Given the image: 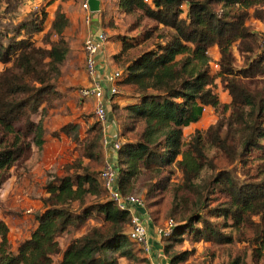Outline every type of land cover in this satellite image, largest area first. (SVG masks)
I'll return each mask as SVG.
<instances>
[{"label":"trees","instance_id":"16d2710c","mask_svg":"<svg viewBox=\"0 0 264 264\" xmlns=\"http://www.w3.org/2000/svg\"><path fill=\"white\" fill-rule=\"evenodd\" d=\"M51 1L46 0L30 18L14 25L11 34L0 35V63H12L0 73V127L14 135L6 146L0 147V186L7 179L6 171L25 152L16 136L19 130L15 128L16 121L22 119L23 128L34 134L35 144L42 145L41 121L35 123L30 116L37 112L45 97L55 94L50 81L69 53L63 31L70 20L60 7L56 8L48 31L57 38L49 41L46 48L34 45L32 36L42 30ZM114 3L127 15L137 14L129 34L110 36L119 46L112 54L114 63L121 67L118 88H132L131 95L119 96L125 100L123 104L111 103L112 116L119 108L124 114L118 134L121 142L114 154L119 191L131 194L127 192L132 188L131 181L142 170L158 182L152 183L155 188H163L168 178L165 170L171 165L181 170L184 187L193 188L192 179L198 176L206 158L198 131L184 144L183 128L197 122L205 107L219 105L212 86L217 77L231 97V115L240 132L238 156L256 151L264 159V124L259 120L264 104L239 81V77L264 75V49H258L260 42L264 43L263 37L245 23L247 9L252 6L253 15L264 20V0H114ZM143 18L171 29L169 36L161 33L153 36L151 29H141ZM213 46L219 53V70L214 75L208 64V51ZM234 47L248 53L238 69L234 66ZM77 127L65 124L60 131L69 134ZM96 135L99 138L100 131ZM207 138L231 157L234 146L220 135L216 126H209ZM96 143L92 142L88 149ZM87 155L95 158L99 152L88 150ZM100 172L87 166L81 170L78 166L73 170L66 168L63 175L47 180L43 207L34 215V227L13 250L9 247L8 227L0 219V264H52L55 255H58L56 264H119L121 257L133 264H150L146 255L137 256L134 245L137 251L141 249L127 235L131 211L107 197ZM213 186L228 200L222 206L210 208L209 216L230 218L229 226L235 228L251 223L254 240L264 242V178L239 182L231 172L219 173L213 178ZM176 206L175 203L172 209ZM254 216L259 217V222H253ZM170 220L171 232L161 237L168 264L187 259L189 251H170L174 243L185 237L217 245L233 241L230 233L199 212L180 214L179 220ZM83 227L84 231L70 237L61 247L60 236ZM228 264H239L238 258Z\"/></svg>","mask_w":264,"mask_h":264},{"label":"rangeland","instance_id":"374dc122","mask_svg":"<svg viewBox=\"0 0 264 264\" xmlns=\"http://www.w3.org/2000/svg\"><path fill=\"white\" fill-rule=\"evenodd\" d=\"M81 2L82 0H53L51 6L46 9L47 15L42 30L32 36L34 45L39 48L49 47L48 42L57 38V36L48 33L57 7H60L70 20V24L63 31V36L69 45V53L60 65L59 73L53 75L50 81L55 94L45 97L37 112L30 116L35 123L41 121L43 126L42 145L38 147L35 144L34 134L23 128L22 119L15 123V128L19 129L16 136H19V144L25 146V152L6 171L7 179L0 186V219L8 227L7 237L9 247L12 250L15 249L21 239L29 235L34 227V215L43 207L42 197L44 184L47 180L53 176L63 175L66 168L73 170L80 166L82 170L83 167L87 166L94 171H100L108 157L110 148L104 144L103 140L104 138L108 140L109 137L106 131V135L103 133L102 124L94 116V102L92 99H82L78 95V89L89 82L84 67L82 46L84 39L90 35V30L89 24L83 19ZM115 7L113 0H105V12L103 14L105 17H101L98 23L100 28L107 33V41L110 42H113L110 36L129 34L131 24L137 18V14L127 15ZM256 7L259 6L256 5ZM253 9L254 6L247 9L248 16L245 23L252 31L258 32L264 40V20L257 19L253 15ZM32 13L33 10L29 7L27 0H0V35L5 32L11 34L12 27L22 20L30 18ZM98 16L100 17V13L96 14L93 20L99 18ZM140 21L141 29L144 27H147L148 30L151 29L153 36L161 33L165 37L170 34L171 29L157 25L148 18H143ZM141 29L138 28L137 30ZM136 32L138 31H134V33ZM118 48L117 45V50ZM258 49L263 50L264 43L260 42ZM208 52L209 60L215 57L219 60L216 46L211 47ZM233 53L234 66L238 69L245 63V55L248 53H241L236 47L233 48ZM11 66V61L0 63V73ZM115 66L114 69L121 68L120 66L118 68L116 64ZM209 68L210 73L214 75L219 70V63L218 69H214L212 65H209ZM239 81L242 85L247 86L251 92L256 93L264 104V75L249 78L239 77ZM212 86L218 94L219 105L217 107H205L197 122L183 128L184 144L188 143L198 131L201 136V149L206 158L204 167L198 176L192 179L193 188L187 190L184 187L185 183H183L181 170L175 165H171L165 170V174L168 175L165 187L155 188L153 184L158 182L149 177L145 170H142L132 179V188L127 192L144 197L148 217L154 225H159L158 227L165 228L170 219L179 220L180 214L191 215L193 212H199L216 223L221 230L232 235L233 241L231 243L219 245L202 240H191L189 237L174 243L171 252L189 251L187 259L179 264H228L235 258H238L239 264H264V242H261L260 239L254 240L255 231L251 223L242 224L239 228H235L232 225L229 226L232 224L230 218L209 216L210 208L222 206L228 200L221 191L216 190L213 186V178L217 174L221 173L222 175L231 172L232 177L239 182L264 178V159L260 158L256 151H251L249 155L246 154L247 156L244 157L238 156L241 151L239 145L240 132L231 115V97L224 87V82L217 77ZM129 92H132L131 87H121L120 94H117L115 98L119 97L121 93H125L127 96L131 95ZM243 109L247 110V107ZM108 112L111 114V106L107 108ZM123 116L120 108L116 110L115 117L112 116L118 127L116 138L120 142L121 138L118 134L122 127ZM259 120L264 124V112ZM230 121L231 125L228 124ZM70 123L76 124L77 129L71 130L69 134L60 131L61 126ZM93 126L95 129L91 131ZM209 126H216L220 135L226 136L227 141L233 144L234 150L231 157L227 156L221 148L207 138ZM99 131L101 136L97 138L95 136ZM128 134L132 133L129 132ZM13 136L0 127V147L6 146V143L11 141ZM92 142L97 143L88 149ZM88 150L99 152V156L87 157ZM174 194H176V198ZM175 203L177 206L173 210L172 207ZM252 220L259 222L260 219L258 216H254ZM89 222H94V219L91 218ZM84 230L83 227L81 230L71 231L70 235L66 233L60 236L61 247L66 245L70 237L76 236ZM134 248L137 256L142 257L144 255L137 251L136 245ZM57 260L58 255H55L52 264H56ZM118 260L119 264H133L124 257Z\"/></svg>","mask_w":264,"mask_h":264},{"label":"built area","instance_id":"2783aa9c","mask_svg":"<svg viewBox=\"0 0 264 264\" xmlns=\"http://www.w3.org/2000/svg\"><path fill=\"white\" fill-rule=\"evenodd\" d=\"M46 1V0H45ZM43 0H27L31 10H37L43 2ZM81 10L84 21L91 25L93 23L94 16L100 11H92L89 9L87 0H82ZM100 28V27H99ZM107 41V33L103 29H98L95 36L89 35L84 39L82 50L84 57V67L85 71L89 77V82L81 86L78 89V95L82 99H92L94 102V116L102 124L103 133L106 131V120H107V101L112 100L119 93V88L117 81L120 77V70L113 69L107 72L103 78L104 86L101 84V80L96 76V56L98 52L103 47L104 43ZM213 68L218 69L219 60L215 57L212 60H209ZM106 86V87H105ZM107 93L105 97L104 93ZM104 144L109 145L112 148V154H115L117 148L119 147V140L115 137L111 140L104 138ZM115 157L113 159H106L101 172L100 178L102 180L103 187L105 189L106 195L108 198L114 200L119 207L128 208L132 213L131 223L127 229L128 237L136 242L141 249V252L146 255L149 259L151 254V245L148 239V233L146 226L137 219L133 212L132 208L144 207V198L138 194H128L122 193L117 188V172ZM173 224L172 220H169L165 228L156 227L155 231L160 237L167 235L171 232V226ZM150 264H154L151 263Z\"/></svg>","mask_w":264,"mask_h":264},{"label":"crops","instance_id":"0c3cea01","mask_svg":"<svg viewBox=\"0 0 264 264\" xmlns=\"http://www.w3.org/2000/svg\"><path fill=\"white\" fill-rule=\"evenodd\" d=\"M99 1H100V7L102 8V13L100 14V17L98 16L99 18H95L93 23L88 26L90 30V35H93V36H95L97 34L98 29H100L99 28L100 25L98 23L100 22L101 17H105L103 16L105 12L104 11L105 0H99ZM52 2L53 0L51 1V3ZM51 3L47 6L46 9H48V7L51 6ZM115 52H117V44L114 42L106 41L96 56V67H97L96 76L101 80V84L103 86H104L103 78L105 74L116 67L112 59V54H114ZM104 94H105V97H107V93L105 92ZM112 102L123 104L125 100L119 97L114 98L113 101L109 100L107 101V108L111 106ZM107 114L108 115H107V120H106V132H107V136L109 137L108 140H111L112 138L116 137L118 127L116 125V121L111 116V114L109 112ZM108 146L110 149L108 150L107 158L110 160L114 158V154H112L113 152H112V148L110 144ZM132 209H133L132 212L134 216L140 221H142V223L147 228L148 239L151 245V254L149 257V261L154 264H168V257L165 256L162 252V245H163L162 238L158 234H156V231H155V228L158 227L159 225L157 226L154 225V223L150 220V218L148 217V212L145 209V207L132 208Z\"/></svg>","mask_w":264,"mask_h":264},{"label":"water","instance_id":"95a60500","mask_svg":"<svg viewBox=\"0 0 264 264\" xmlns=\"http://www.w3.org/2000/svg\"><path fill=\"white\" fill-rule=\"evenodd\" d=\"M87 3L89 5V9L92 11H97L99 9V0H87Z\"/></svg>","mask_w":264,"mask_h":264}]
</instances>
